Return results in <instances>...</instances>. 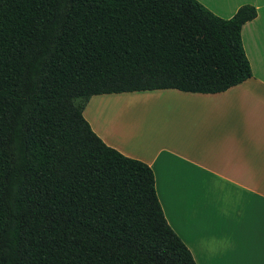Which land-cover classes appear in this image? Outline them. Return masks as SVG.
Here are the masks:
<instances>
[{
	"label": "trees",
	"instance_id": "16d2710c",
	"mask_svg": "<svg viewBox=\"0 0 264 264\" xmlns=\"http://www.w3.org/2000/svg\"><path fill=\"white\" fill-rule=\"evenodd\" d=\"M241 6L0 0V264H197L155 174L84 117L93 96L215 94L253 76Z\"/></svg>",
	"mask_w": 264,
	"mask_h": 264
},
{
	"label": "crops",
	"instance_id": "0c3cea01",
	"mask_svg": "<svg viewBox=\"0 0 264 264\" xmlns=\"http://www.w3.org/2000/svg\"><path fill=\"white\" fill-rule=\"evenodd\" d=\"M197 1L223 19L256 7L241 31L253 76L215 94L96 95L84 117L108 146L153 169L165 217L197 264H264V0ZM137 93L170 105L168 131L142 124L136 111L149 97Z\"/></svg>",
	"mask_w": 264,
	"mask_h": 264
},
{
	"label": "rangeland",
	"instance_id": "374dc122",
	"mask_svg": "<svg viewBox=\"0 0 264 264\" xmlns=\"http://www.w3.org/2000/svg\"><path fill=\"white\" fill-rule=\"evenodd\" d=\"M137 95L139 96L145 95V97H149L146 95H151V94L137 93ZM140 97H143V96H140ZM157 99L149 97L148 99L149 101L145 102V105H148V107L146 109H139V111H136V115H138V117L141 118L140 120L142 121V124L148 130L168 131V129H170L171 118L174 117L175 113L173 112L172 114V111L170 109L171 107L169 104H163L162 101L157 100Z\"/></svg>",
	"mask_w": 264,
	"mask_h": 264
}]
</instances>
